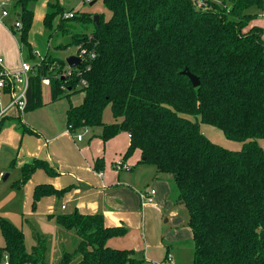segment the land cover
<instances>
[{
  "label": "trees",
  "instance_id": "trees-1",
  "mask_svg": "<svg viewBox=\"0 0 264 264\" xmlns=\"http://www.w3.org/2000/svg\"><path fill=\"white\" fill-rule=\"evenodd\" d=\"M29 1L17 0L15 7L20 9V40L30 59ZM102 3L110 15L98 14L99 25L89 13L65 18L61 5L48 4L43 25L50 35H67L69 21L89 24L91 31L73 34L72 44L94 50L96 56L89 69L82 64L81 74L71 77L57 76L63 59L57 66L42 62L29 77L25 110L42 105V76L50 78L52 100L82 92L83 101L66 110L67 127L72 132L100 127L103 141L125 131V158L138 150L142 163L173 178L177 202L188 213L193 264H264V149L259 144L264 139V38L258 25L248 26L264 10V0H222V6L209 1L200 8L193 0ZM184 69L199 78L198 86L181 73ZM107 106L115 122L103 121ZM202 124L217 128L241 147L215 143ZM37 168L49 170L46 161L33 159L21 166V178L13 186L19 188ZM64 190L38 184L32 206ZM51 217L79 238L76 248L64 250L57 264H68L76 256V264L143 262L131 249L106 244L125 228L104 226L100 213L74 210ZM0 235V264L4 254L8 264H45L43 238L38 236L28 251L22 229L1 215Z\"/></svg>",
  "mask_w": 264,
  "mask_h": 264
},
{
  "label": "crops",
  "instance_id": "crops-1",
  "mask_svg": "<svg viewBox=\"0 0 264 264\" xmlns=\"http://www.w3.org/2000/svg\"><path fill=\"white\" fill-rule=\"evenodd\" d=\"M56 2L65 9V12L74 11V9H66L63 3ZM45 12L39 14L42 22ZM261 13L264 14V10ZM263 14L262 17H264ZM1 17L0 39L4 47L0 49V56L7 68L15 69L19 67L20 63L17 66L14 65L15 62L17 64L16 53L9 49V44H12L9 37V30L11 29L3 21V18L8 16ZM252 25H258L256 20L253 19L248 26ZM28 43L31 45L29 41ZM14 120L23 125H19L20 134L17 130L14 131L12 128L5 127L9 123H13ZM23 121L22 118H7L0 129V144L4 142L6 137L10 136L11 148L20 136L21 142L32 148V135L35 136L37 147L29 149L23 148L19 144L18 149L13 151V155L6 158L8 169L19 168L21 173L23 164L29 163L33 159H41L46 161L49 170L35 169L29 179L20 186L26 195L22 210L31 218L26 220L27 218L20 216V219L18 214L7 211L0 214L22 229L24 239L25 229L36 241L38 236L43 238L46 242L45 259L48 256L50 243H48V236L33 220V216L41 215L49 220H54L51 215L78 210L81 214H102L103 224L106 227L125 228L122 235L107 239L106 244L110 248L133 250L134 256L143 260L141 264L150 261L154 264H176L173 246L168 242L176 243L175 250H177V247H180V240L192 239L191 229L187 225V210L177 202V189L176 187L173 188L175 184L170 175L157 173L154 166L142 163L138 150H134L128 158L124 157L129 146V135L126 132L117 133L107 141H103L99 137L100 127L86 128V131L89 129L91 133L85 137L82 134V140L78 141L74 132L70 131L67 125L66 128L51 130L49 134L44 135ZM98 128L100 130L96 131ZM2 148L0 147V150ZM23 151L25 152L23 153ZM99 159L101 160L99 161ZM118 161L125 162L128 168L117 167L115 164ZM95 165L99 167L98 170L95 169ZM4 173H7V178L10 176V172ZM38 184H49L55 189L65 188V190L60 195L53 194L41 197L35 206H32L34 212H31L30 207L29 210L26 209L27 202H30L28 201L29 197L31 203L33 202V191ZM150 188L155 189L154 201L143 205L138 192H145ZM175 204L185 210L184 219L177 216L178 210L173 208ZM12 215H14L13 218ZM25 215L23 214V216ZM168 215L170 217L165 219L164 223L170 220L169 224L173 228L170 225V228L165 230L162 220ZM58 229L59 238L58 241H55L57 245L53 246L55 244L53 242L51 249L57 253L58 248L55 247L59 245L64 251L68 241L67 235H70L73 238V242H71L72 252L76 248L79 238H75L76 234L73 230H67L59 224ZM165 240L166 243H164ZM3 245L4 239L2 237L0 246ZM168 254L172 256L173 263L167 261Z\"/></svg>",
  "mask_w": 264,
  "mask_h": 264
},
{
  "label": "rangeland",
  "instance_id": "rangeland-1",
  "mask_svg": "<svg viewBox=\"0 0 264 264\" xmlns=\"http://www.w3.org/2000/svg\"><path fill=\"white\" fill-rule=\"evenodd\" d=\"M5 1L9 4V15L6 18H3V21L8 25L10 29V24L13 25L15 22V14L16 11L20 13V9L16 8V1L17 0H0ZM59 1L64 4L66 9H74V13H89L92 17L95 14H104L105 18H108L110 15V12L103 6L102 0H31L28 3V8H30L33 12V20L32 25L30 27V30L28 32V41L31 43V54L32 58L29 59L27 56V47L24 46L20 40V29L9 30L10 32V39L12 41V44H9L10 51H14L16 53L17 57V64L15 62L14 65H18L22 58H24L29 63H39L42 62H48L53 61L52 65L57 66L58 60L63 59L65 62V57L69 55H73L76 53L77 45L71 44L63 49H58L57 46L61 43H63L62 36L58 35H50L51 31L46 29L43 25L42 18H40L39 14L44 13L46 10H48V3H57ZM211 2L217 3L219 5H223L221 2L222 0H209ZM207 1L206 3H208ZM60 5V4H59ZM227 6H229V3H227ZM16 8L17 10H14ZM65 13V9H64ZM263 13H261L256 20V24L263 30V38H264V17H262ZM63 16V14H62ZM1 17V13H0ZM2 18V17H1ZM20 20V19H19ZM59 20V16H57L53 21V28L56 27L57 21ZM21 21V20H20ZM65 26H67L68 34L65 36L70 35L72 37L73 34H79V33H89L92 29V26L89 24H83L78 21H69L65 23ZM4 47V44H2V41L0 39V49ZM55 61V62H54ZM66 67V64L64 63V68ZM41 96L40 99L41 104H43L40 107H36L30 110H27L22 116L23 122H25L28 126H31L35 128L37 131L44 133V135L49 134L51 130L56 129H63L66 128V110L70 105H77L82 102L83 100V93L82 92H76L73 93L69 97H61L56 100L51 99V86L50 87H43L41 88ZM44 103H43V100ZM103 121L105 123H112L116 120L114 119L110 107L107 106L103 111ZM21 124V123H20ZM18 121H13V123H9L7 128H12L14 131H19L20 134V125ZM5 129V128H4ZM203 132L208 136L211 140L215 141L221 146H224L229 149H237L241 146V143L235 140H231L226 138L223 133L218 130L217 128L210 126V125H204L202 124ZM100 129H96V131H99ZM125 132V131H120ZM78 133H82L83 136H87L90 132L89 129L87 131H84L83 129H78L74 132L75 136ZM33 142H32V148H36V142H35V136H32ZM37 137V136H36ZM10 142L11 137L8 136L4 139V142L0 144V147H3L2 150H0V213L1 212H11L14 214H18L19 217H25L28 220L31 218V216H27L28 214L25 213L24 210H22V205L24 203V197L25 192L23 188H18L13 186V182L20 178V170L19 168L15 169H8V166L6 164V158L9 155H13V151L18 149L19 144L23 146V148L27 147V144L25 145L21 142V137L19 136L17 138L16 144L13 145L10 148ZM259 144L264 149V139H259ZM29 149H32L31 147H27ZM14 149V150H13ZM239 149V148H238ZM25 151H23L24 153ZM125 154V153H124ZM2 171V172H1ZM4 172H10V176L6 179H2V174ZM172 182V181H171ZM173 188L175 186L173 185ZM176 190V189H175ZM29 203L27 202V208L29 210V207L31 208L30 211L34 212V208L32 207V203L29 197ZM174 209H177V216L184 219V216L186 215V212L184 209L180 208L178 205L175 204L173 206ZM33 210V211H32ZM2 214V213H1ZM0 214V215H1ZM23 214H26L23 216ZM14 215L11 217L13 218ZM20 217V219H21ZM169 215L164 217L162 220L163 226H165V230L170 228V220L167 223H164L165 219H169ZM6 218V217H4ZM7 219V218H6ZM33 220L36 221V223L40 226L43 233L48 236V243H50V246H48L49 252L48 256L45 259V264H57L59 259L62 256L63 249L60 248V246H56L55 248H58L57 253L56 251H53L52 243L54 242L55 245L58 241L59 234L57 233L59 231L58 224L55 222V220H49L45 216L41 215H35L33 216ZM50 227H47L49 226ZM173 228V226L171 225ZM25 244L27 250H30L31 247L36 243V239L34 237H31L29 232L25 229ZM75 238H78L77 235H75ZM68 241L65 244V250L70 251L71 248V242H73V238L70 235H67ZM167 241L165 240L164 243ZM2 243V237L0 235V244ZM171 243L170 245L173 246V254L174 258L176 260V264H193V241L190 238H185L183 240H180V247H177L176 249V243ZM164 256V255H163ZM78 261V256L71 259V261L68 264H76ZM143 264H154V262H144Z\"/></svg>",
  "mask_w": 264,
  "mask_h": 264
},
{
  "label": "built area",
  "instance_id": "built-area-1",
  "mask_svg": "<svg viewBox=\"0 0 264 264\" xmlns=\"http://www.w3.org/2000/svg\"><path fill=\"white\" fill-rule=\"evenodd\" d=\"M207 1L208 0H193V4L197 8L206 7ZM14 10L17 9L14 8ZM0 13L2 17L9 15V4L7 2L0 1ZM16 14L15 22L11 25L10 29L12 28L18 30L21 28V21L17 18ZM73 15V11L63 13V17L65 18H71ZM73 55L80 58V64L70 67L65 62L66 67L63 68L57 76L61 75L71 77L74 74L80 75L82 72L80 66L83 64L86 65V69H89V62L95 58L96 53L94 50H88L86 47L77 45L76 53ZM41 63L42 61L35 64L29 63L22 58L18 68L10 69L5 66L4 60L0 56V129L7 118H21L22 114L25 112L27 105V92L29 88V77L36 73V70ZM79 84L84 85L85 81L80 79ZM41 85L46 88L50 87V78L48 76H42ZM62 89H65V87L62 86ZM83 130L86 131V128ZM76 140H82V133H78L76 135ZM115 165L120 168H128L127 164L123 161H118ZM138 193L143 205L154 201V188H150L145 192L139 191ZM7 258V254H4L1 264H8ZM167 261L173 263L172 256L170 254L167 255Z\"/></svg>",
  "mask_w": 264,
  "mask_h": 264
},
{
  "label": "water",
  "instance_id": "water-1",
  "mask_svg": "<svg viewBox=\"0 0 264 264\" xmlns=\"http://www.w3.org/2000/svg\"><path fill=\"white\" fill-rule=\"evenodd\" d=\"M92 19L96 23V25H99V15L98 14L93 15ZM72 42H73V39H72V37L70 35L64 36L63 44L65 46L71 45ZM65 62L68 64V66L73 67V66H76V65L80 64V58L78 56H75V55H69V56L65 57ZM181 73L188 77L189 81L191 82V84L194 87L199 85L200 81H199V78L196 75H194L193 73H191L187 69L182 70ZM6 178H7V173H4L2 175V179L5 180Z\"/></svg>",
  "mask_w": 264,
  "mask_h": 264
}]
</instances>
